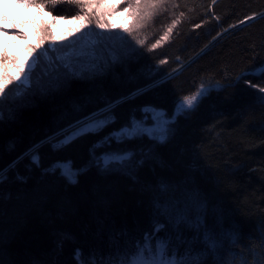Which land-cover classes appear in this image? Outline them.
Wrapping results in <instances>:
<instances>
[{
  "label": "trees",
  "instance_id": "trees-1",
  "mask_svg": "<svg viewBox=\"0 0 264 264\" xmlns=\"http://www.w3.org/2000/svg\"><path fill=\"white\" fill-rule=\"evenodd\" d=\"M176 3L179 8L169 5L167 13L141 31L145 47L133 42L131 53L103 75L37 96L14 119H8V109L22 98L3 106L0 259L5 264H79L74 256L78 248L85 261L93 251L97 261L107 259L113 238L121 244L128 238L142 241L156 221L165 227L155 235L170 240L178 255L206 251L205 264H216L217 255L227 259L235 253L236 264L241 255L246 264H264V100L244 83L250 79L264 86V72L250 74L264 67V0ZM54 12L72 17L77 9L63 4ZM180 12L184 16L173 34L149 51ZM162 59L167 63L161 64ZM201 85L216 87L194 112L175 119L174 135L166 143L134 139L109 148L149 150L133 174L93 164L92 154H100L96 147L111 141L131 120L141 119L143 109L172 117L183 97ZM109 105L114 122L56 145ZM35 155L37 163L31 161ZM59 164L79 171L77 183L52 170ZM189 177H195L208 202L204 227L222 243L217 253L205 242L204 227H176L154 206L157 199L183 200V190L192 187L186 183Z\"/></svg>",
  "mask_w": 264,
  "mask_h": 264
},
{
  "label": "snow or ice",
  "instance_id": "snow-or-ice-1",
  "mask_svg": "<svg viewBox=\"0 0 264 264\" xmlns=\"http://www.w3.org/2000/svg\"><path fill=\"white\" fill-rule=\"evenodd\" d=\"M16 2L26 8L35 7L41 10L54 9L63 4L75 6L79 11L71 19L84 22L82 27L86 28L87 31L82 36L77 37V42L81 43L79 51L72 44L61 46L69 50L63 55L57 56L56 59H52L49 56V51L56 52L58 48L54 44L50 45L49 48H43L37 55L33 56L30 62L26 61L24 65H21V72L15 77L7 74L5 62L9 57L6 51L0 53V122L5 120L3 106L9 102H15L17 97L22 99L15 108L10 107L8 109V119H14L19 108L32 103L33 98L37 96L45 98L51 92L70 87L73 81L91 80L103 75L112 65L121 60L122 56L127 55V49L124 52H118L117 43L122 48L125 45L131 47L133 42L141 48L145 47L147 37L141 36V31L149 26L157 15L167 13L169 5L173 8L180 7L176 0H16ZM117 13L130 18L131 23L119 25L120 31L114 32L113 30L117 26L110 23L109 18L114 17ZM48 15L52 16V12L49 11ZM183 16V12H180L178 17L174 15L171 24L167 26L163 35L151 43L148 50L152 51L158 48L163 41L167 40ZM66 18L58 15L54 16L53 20ZM248 19H252V17ZM92 25H95V28ZM96 28L101 31L96 32ZM8 31V29L0 26V33ZM12 31L15 35H24L22 31L15 29ZM44 33L42 39L51 38L50 27L45 28ZM121 33H126V35ZM105 41L111 42V47ZM37 47L39 45L33 46V51ZM42 58L47 61V65L42 68L43 75H38L37 67L41 65ZM160 63L164 64L167 61L162 59ZM25 67L27 68L26 71L24 70ZM260 71L264 72V69ZM244 83L248 88L256 90L257 95L261 100H264V86H261L260 83H254L250 79H245ZM10 85H14V87H10ZM209 91L211 88H205L201 85L194 94L184 96L177 105L175 115L171 120L160 119L150 129L142 128L134 122L131 128H122L120 132L114 135L130 140L147 134L151 139L161 144L166 143L174 135V128L171 125L175 124V117L194 112L201 99ZM111 109L112 106L109 105L102 109L101 113H93L92 116L86 117L87 123L80 130L81 133L98 132L114 122L115 117L111 115ZM101 115L103 118H98ZM68 142V140L62 141V143ZM131 158L132 153L130 152L107 154L103 157L104 170L119 171L131 162ZM65 176L70 183H77L74 173L65 172ZM186 183L192 187H186L183 190V200L170 199L161 203L157 199L154 201V206L159 214L166 216L169 223L174 226L179 227L183 223L199 230L204 227V219L208 213V202L202 198L195 177H189ZM162 188L166 191L167 185H162ZM181 204L183 207H180ZM193 212L195 213L194 216L192 215ZM164 227V224L156 221L154 229L145 233L142 241L128 238L121 244L119 240L113 238V250L109 252L107 259L97 261L95 259L96 253L93 251L90 253L93 258L85 261L81 258L82 253L79 248L76 250L75 258L79 264H205L203 258L208 255L206 251L193 256L190 253L178 255L175 249H170V240H164L155 235ZM124 235L127 236L126 233ZM3 239V234H0V244L3 243ZM204 239L212 253H217L218 248L223 246L206 227H204ZM2 251L3 249L0 248V252ZM235 256V253H229V258L225 259L217 255L216 264H236ZM0 264H5V261L0 259ZM31 264H41V261L33 260ZM240 264H246L242 255Z\"/></svg>",
  "mask_w": 264,
  "mask_h": 264
},
{
  "label": "rangeland",
  "instance_id": "rangeland-1",
  "mask_svg": "<svg viewBox=\"0 0 264 264\" xmlns=\"http://www.w3.org/2000/svg\"><path fill=\"white\" fill-rule=\"evenodd\" d=\"M54 9L48 10L47 8L41 10L35 7L26 8L18 4L16 0H0V26L9 30L8 32L0 33V53L6 51L7 56L9 57V59L5 62V67L7 69L8 75L13 77L19 75L21 72V67H20L21 65H24L26 61L30 62L33 56L37 55L43 48H49L50 45L54 44L58 48L56 52H53L51 50L49 51V56L52 59H56L57 56H61L69 50L68 48L61 46L72 44L75 47V49L79 51L81 47V43L77 42V37L82 36L83 33L87 31L86 28L82 27V23L84 22L72 20L71 17H69L68 13L67 14H64L63 12L57 13L54 12ZM49 11L52 12V16L48 15ZM78 11L79 9H77V12ZM58 15L65 16L67 18L63 20L61 19L53 20V17ZM109 21L110 23L117 26L113 30L114 32L120 31L119 25L121 24L128 25L131 23L130 18H128L127 16H121L119 13H117L114 17H110ZM48 27H50L51 38L42 39L45 35L44 29ZM92 27L95 28V25H92ZM13 29H15L16 31H22L24 35L23 36L15 35V33L12 31ZM95 31L100 32L101 30L96 28ZM121 34L126 35V33H121ZM105 43L108 44L109 47H111V42L105 41ZM38 45L39 47H37L36 50L33 51V46H38ZM132 47H134L133 44L131 47L125 45L123 48L119 45V43H117L116 45L118 52H124L125 49H127V55L131 53ZM124 57L125 55L122 56V59ZM46 65H47V61L42 58L41 65L37 67L38 75H43L42 68ZM24 70L26 71L27 68L25 67ZM10 87H14V85H10ZM204 87L211 88L212 91L213 89H215L216 86H208V87L204 86ZM19 98L21 97H17V99ZM32 103H34V101ZM175 111L176 108L174 110L173 116L175 115ZM172 117H169V115L163 111L147 107L143 109V117L141 119L131 120L128 128H131V126L135 122L136 124L140 125L142 128L150 129L156 125L158 120L160 119L171 120ZM177 117L178 116H176L175 119ZM86 123L87 121H85L81 126L68 132L64 136V138L60 140L59 143H56V145L59 146V145L67 144V143H62V141L68 140L69 142H71L72 140L80 137L81 135L86 134V133H81L80 131L85 126ZM111 139H112L111 141L99 145L98 146L99 148L96 147L97 149H99L100 154L99 153L92 154L93 164L100 166L101 170H104L103 157H105V155L116 152H119L121 154L126 153L125 151L119 150L117 148H114V150L111 152H108V150L113 146L114 143L119 144L128 141L129 139H126L124 137H117L116 135L112 136ZM134 139H140V140L144 139L146 142L147 139H149L154 142H158L156 140L151 139L147 134H144L143 136H138L130 140H134ZM148 151L149 150H145L144 148H136L135 150L127 151L132 153L131 162L119 171L129 175L133 174L134 170L143 161V157L148 153ZM52 170L53 171L58 170L63 176H65V172L74 173L75 174L74 178H76L79 173L78 170L72 169V167L69 166L68 164L56 165L53 167Z\"/></svg>",
  "mask_w": 264,
  "mask_h": 264
},
{
  "label": "water",
  "instance_id": "water-1",
  "mask_svg": "<svg viewBox=\"0 0 264 264\" xmlns=\"http://www.w3.org/2000/svg\"><path fill=\"white\" fill-rule=\"evenodd\" d=\"M262 15H264V14H262ZM262 15H259V16L253 17L252 19H248V20L244 21L242 24H240V25L234 27V28L231 29L229 32H231V31H233V30H235V29H237V28H239V27H241V26H244V25H246V24L249 23V22L255 21L256 19H258V18H259L260 16H262ZM226 34H228V32H226V33L223 34V35H226ZM223 35H222V36H223ZM222 36H221V37H222ZM221 37H219L218 39H220ZM261 69H264V67L258 69L257 71H255V72H253V73H250V74H251V75L258 76V75H260L261 73H263V72L260 71ZM250 74H246V75H250ZM33 152H34V150H33L31 153H33ZM28 155H29V154H28ZM31 161H32L33 163H37V156H36V155L33 156V157L31 158Z\"/></svg>",
  "mask_w": 264,
  "mask_h": 264
},
{
  "label": "bare ground",
  "instance_id": "bare-ground-1",
  "mask_svg": "<svg viewBox=\"0 0 264 264\" xmlns=\"http://www.w3.org/2000/svg\"><path fill=\"white\" fill-rule=\"evenodd\" d=\"M80 251H81V253H83V251H82L81 249H80ZM75 254H76V251H75V253H74V256H75ZM82 257H83V256H82ZM82 257H81V258H82Z\"/></svg>",
  "mask_w": 264,
  "mask_h": 264
}]
</instances>
